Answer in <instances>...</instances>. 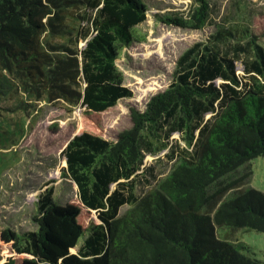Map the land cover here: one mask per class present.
<instances>
[{"label": "trees", "instance_id": "16d2710c", "mask_svg": "<svg viewBox=\"0 0 264 264\" xmlns=\"http://www.w3.org/2000/svg\"><path fill=\"white\" fill-rule=\"evenodd\" d=\"M146 1L0 0L1 97L83 107L62 150L77 200L55 202L46 183L35 229L0 226V264H260L231 236L264 231V192L249 185L251 160L264 156V47L252 28L262 11L236 0L231 22L186 48L169 84L110 140L100 113L132 95L116 60L140 36ZM191 2L164 19L204 27L211 0ZM163 148L171 166L159 177L144 158Z\"/></svg>", "mask_w": 264, "mask_h": 264}, {"label": "rangeland", "instance_id": "374dc122", "mask_svg": "<svg viewBox=\"0 0 264 264\" xmlns=\"http://www.w3.org/2000/svg\"><path fill=\"white\" fill-rule=\"evenodd\" d=\"M235 1L211 0L213 11L209 23L202 28L185 27L164 19L168 14L188 15L191 0L146 1V19L135 27L140 36L124 47L116 60L123 73V84L132 95L118 99L114 106L100 113L103 137L115 140L120 131L131 125V109L143 110L146 102L169 84L176 59L186 48L195 42H208L216 24L223 26L231 22ZM245 7L262 11L253 18L252 28L260 35L259 42L264 47V0H247ZM83 45L84 42L78 41L79 47ZM247 57L248 52L236 58L237 73L242 76H245L242 60ZM10 96L0 95V226L27 231L36 228L32 219L34 201L46 183L51 182L55 202L77 200V187L64 173L66 162L62 150L72 135L80 131L83 107L80 102L70 103L62 98L35 100L19 91L14 93L17 102ZM169 139L184 145L177 132ZM167 150L147 153L144 158L145 164L153 166L159 177L171 166L166 160ZM250 165L249 185L264 192V156L253 158ZM126 207L122 206L121 212ZM231 239L242 242L246 246L242 252L264 264V231L240 228L232 233Z\"/></svg>", "mask_w": 264, "mask_h": 264}]
</instances>
